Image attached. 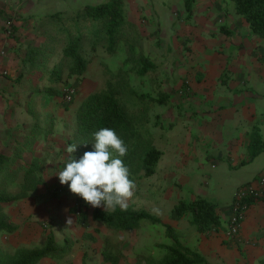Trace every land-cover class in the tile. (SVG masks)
Instances as JSON below:
<instances>
[{
    "label": "crops",
    "instance_id": "1",
    "mask_svg": "<svg viewBox=\"0 0 264 264\" xmlns=\"http://www.w3.org/2000/svg\"><path fill=\"white\" fill-rule=\"evenodd\" d=\"M107 1L0 0V50L5 51L0 58V155L10 161L19 157L23 166L45 160L43 168L42 164L38 166L43 181L27 198L6 210L8 221L16 228L11 237L20 236L24 245L30 246L35 240L37 246L43 245L47 235L53 233L59 243L71 239L70 253H74L88 242L85 236L95 239L87 234L90 227L71 214L78 194L54 195V190L65 185L60 183L58 172L66 162L83 155L84 146L76 141L77 114L83 101L103 87L105 64L109 65L98 51L83 77L51 83L42 75L41 65L32 70L28 56L32 48H40L46 42L43 21L48 16L74 13ZM187 1L183 8L188 11ZM162 32L166 37L163 45L173 55V62L181 64L179 69L188 70V62L192 63L187 60L188 54H198L194 63L197 65L190 67V71L178 78L170 75V84H174L180 100L173 101L171 85L167 88L172 100L168 106L177 111L174 122L188 121L196 131L195 137L191 134L182 142L174 140L175 149L170 154L175 169L182 170L185 189L193 182L190 171L201 168L213 155L227 160L230 167L246 164L255 129L264 141V107L260 105L259 109L257 105L264 99V38L253 33L237 13L233 0H192L185 20L168 22L165 28L162 26ZM60 58L61 51L52 59V65ZM66 84L78 89L73 102L68 104L62 96ZM47 88L48 93L42 94ZM186 106L197 110L192 119L180 113ZM72 144H77V148L69 153L67 148ZM263 154L264 150L257 157ZM259 177H264V172L243 185ZM22 182L23 175L18 185ZM200 198L203 197L198 195L190 201ZM216 209L222 220L221 230L206 233L202 246L192 248L210 264H264V201L251 205L238 242H225L229 237L222 231L228 225L231 207L225 213ZM45 221L49 225L46 232L41 227ZM92 222L94 227H100L98 221ZM49 260H42V264Z\"/></svg>",
    "mask_w": 264,
    "mask_h": 264
},
{
    "label": "trees",
    "instance_id": "2",
    "mask_svg": "<svg viewBox=\"0 0 264 264\" xmlns=\"http://www.w3.org/2000/svg\"><path fill=\"white\" fill-rule=\"evenodd\" d=\"M191 1H187L189 12ZM233 1L237 13L244 17L253 33L264 38V0ZM43 24L47 40L42 47L30 50L28 64L32 70L41 65L42 75L51 83H63L72 77H83L88 64L100 50L109 55L116 54L119 49L125 51L121 66L110 68L105 64L103 87L83 101L77 114L76 141L84 146V152L90 151L91 143L94 142L93 133L101 127L113 128L127 146V154L122 160L129 169V178L134 181V185L154 175L163 151L153 145V134L147 130L149 113L155 105L168 106L171 96L159 84L149 81L148 85L146 83L150 72L157 66L148 56H135V47L126 38L128 24L124 1L109 0L85 6L74 13L52 14ZM59 51L61 58L52 65V59ZM135 78L141 84L145 83L143 90L134 87ZM48 91L49 88L42 91V94H47ZM263 150L264 141L259 130L255 129L247 162L253 161ZM44 163V159L42 162L34 160L32 164L23 166L19 157L10 161L6 156L0 155V233L16 231L1 210L27 198L36 189L43 181L39 167L42 164L43 168ZM22 175L23 182L18 185ZM13 187L16 190L12 194L8 189ZM261 201H264V197L251 199L249 203L254 205ZM216 208L214 203L203 198L180 201L173 207L171 217L173 220H181L190 214L191 223L199 232L206 234L221 228L222 220ZM93 219L118 232L133 231L143 220H148L162 225L171 240L169 244L158 245L164 250L162 258L152 254H139L134 262L129 261L120 248L108 243V247L102 252L107 264H210L198 251L182 242L178 230L172 224L145 209L119 205L112 210L95 208ZM79 221L82 222L81 216ZM85 237L94 240L91 236ZM69 241L67 238L64 243ZM0 252V264H39L46 258L61 259L69 253L57 242L53 233L47 235L43 246L20 248L12 253L4 250ZM83 264L88 263L84 261Z\"/></svg>",
    "mask_w": 264,
    "mask_h": 264
},
{
    "label": "rangeland",
    "instance_id": "3",
    "mask_svg": "<svg viewBox=\"0 0 264 264\" xmlns=\"http://www.w3.org/2000/svg\"><path fill=\"white\" fill-rule=\"evenodd\" d=\"M186 1L124 0L125 15L128 24L126 38L129 44L135 47V56H148L150 61L157 66L155 70L150 72L146 83L147 85L149 82L156 83L155 85L159 84L166 92L169 91L167 88H169L168 85L173 76L180 77L182 75L181 73L190 71V67L196 66L197 64L194 63L198 61V54H188L187 60H192V63L191 61L188 62V70L179 69L181 64L177 65L178 63L173 62V55L171 52L168 53L166 46L163 45L166 37L163 35L162 26L165 28L168 22L172 23V21H175V23H178L180 20H185L188 15V11L183 8ZM103 53L102 50L99 51L101 56H105L104 58L110 68L121 66L125 58V51L122 49H119L114 55H108L109 57ZM133 84L137 90H143V84L145 85V83L141 84L138 78L133 80ZM172 85L169 92L172 95V100L177 101L179 96L176 94L177 91L174 88V84ZM172 100L170 98V102ZM257 105L259 109L261 106L264 107V99L258 101ZM196 111L194 107L186 106L180 110V113L192 119L195 114L197 115ZM176 112V109L172 106L161 107L158 105H155L150 111L147 130L153 134V145L163 151V159L157 166V173L154 176L144 178L137 182L132 189V195L127 197L125 202L126 207L145 209L161 218L164 222L172 224L178 230L182 242L197 249L199 246H202V242L204 241L203 237L206 234L199 232L197 227L191 223L190 214L181 220H173L171 217L173 207L182 200L190 201L191 198L200 195L204 199L214 202L222 213L228 212L239 187L247 181H253L260 173L264 172V154L252 162L244 165L236 164L233 167H230L227 160H220L217 155H213L201 168L190 171L193 175V182L184 189V185L181 183L183 178L181 175L182 170L175 169L170 154L173 152L172 149H175L174 140L182 142L191 134L194 136L196 131H194L195 127L191 126L188 121H184L183 123V121L177 122L175 120L174 122ZM175 137L177 139H174ZM191 148L192 145L189 146V149ZM9 192L13 194L15 191L9 190ZM68 193H71V191L67 184L55 187L54 195L61 194L64 196ZM95 208H101L103 210L113 209L111 207L104 208L103 206L93 207L78 195L77 205L71 210V214L77 220H80V216L82 217V222L90 227V233L87 234L94 235L95 239H89L88 242L80 246L78 252L74 253H70L73 246L71 239L68 243H64L65 241H63L60 244L69 253L61 259L46 258L50 260L43 264H83L84 261L88 264H107L104 262L102 252L108 247V243L120 248L131 262L136 261L137 255L139 254H152L157 258L164 256V250L158 247V245L169 244L171 240L166 235L165 228L162 225L143 220L137 229L129 232L110 230L101 222H97L100 227H94L92 218ZM7 209L1 210V213L3 212L5 216H8ZM80 212H82L81 215ZM41 224L44 231H48V223L45 221ZM222 231L225 234L227 227ZM12 234L0 233V250L12 253L20 248L37 246V240L28 246L27 244H23L19 235L18 238H12ZM231 240L238 242L237 237L226 239L225 242L230 243L232 242ZM43 245L41 244L40 246ZM39 264H42V261Z\"/></svg>",
    "mask_w": 264,
    "mask_h": 264
},
{
    "label": "clouds",
    "instance_id": "4",
    "mask_svg": "<svg viewBox=\"0 0 264 264\" xmlns=\"http://www.w3.org/2000/svg\"><path fill=\"white\" fill-rule=\"evenodd\" d=\"M93 137L92 150L68 160L58 172L59 181L93 207H126L134 187L122 160L127 146L113 128L101 127ZM76 148L77 144H72L67 151L74 153Z\"/></svg>",
    "mask_w": 264,
    "mask_h": 264
},
{
    "label": "built area",
    "instance_id": "5",
    "mask_svg": "<svg viewBox=\"0 0 264 264\" xmlns=\"http://www.w3.org/2000/svg\"><path fill=\"white\" fill-rule=\"evenodd\" d=\"M5 51L0 50V58ZM6 74V72L4 73ZM77 93V89L72 84H67L63 88V100L65 103H72ZM264 197V177H259L256 181L241 186L232 202L231 214L229 216L226 235L229 238H236L241 230L243 221L247 216L251 205V199Z\"/></svg>",
    "mask_w": 264,
    "mask_h": 264
}]
</instances>
